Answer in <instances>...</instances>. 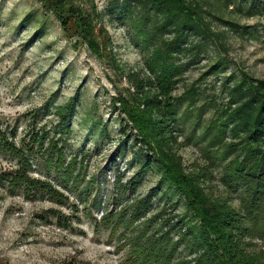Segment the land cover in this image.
<instances>
[{
    "label": "rangeland",
    "instance_id": "374dc122",
    "mask_svg": "<svg viewBox=\"0 0 264 264\" xmlns=\"http://www.w3.org/2000/svg\"><path fill=\"white\" fill-rule=\"evenodd\" d=\"M141 1L92 6L100 16L96 34L108 40L121 73L146 79L155 48L173 36ZM187 1L201 6L212 36L206 43L185 38L171 53L180 67L171 87L179 100L171 149L212 204L244 216L247 186L229 185L228 177L246 154L231 123L218 129L234 81L242 74L264 79V0ZM121 73L66 36L37 0H0V264H154L162 251L174 263L193 264L188 229L196 220L183 196L159 184L154 162L130 184L147 152L113 104L127 95ZM71 98L62 134L54 113ZM22 176L39 184L26 185ZM261 230L264 219L248 253L264 263Z\"/></svg>",
    "mask_w": 264,
    "mask_h": 264
},
{
    "label": "trees",
    "instance_id": "16d2710c",
    "mask_svg": "<svg viewBox=\"0 0 264 264\" xmlns=\"http://www.w3.org/2000/svg\"><path fill=\"white\" fill-rule=\"evenodd\" d=\"M37 2L43 10L56 17L66 36L80 40L98 59H109L115 73L123 72L106 52L108 40H100L96 34L100 16L92 6L93 0ZM87 4L89 8L84 7ZM141 5L144 11H152L160 21L159 26L169 28L173 37L155 48L147 66L153 77L143 79L134 73H121L128 82L127 95L112 99L123 115L122 124L135 131V142L148 153L145 159H139L141 168L130 179V184L135 186L149 164L154 162L161 171L159 184L165 183L183 196L187 211L196 220V225L188 229V236H192L195 247L193 264H264L259 256L257 259L248 253L250 241L256 235L259 222L264 219V79L242 74L234 81L228 93L227 116L218 129L221 132L222 126L225 128L231 123V132L241 138L240 146L246 154L243 162H234L228 177L229 185L243 182L247 186L245 214L239 216L225 205L212 204L203 193L198 178L184 173L171 149V144L175 142L173 133L179 102L171 98V87L180 69L175 65L171 53L176 43L185 38L200 37L202 43H206L212 36L201 6L187 0H142ZM200 46L197 45V48ZM218 65L210 71L215 73ZM191 92L190 89L187 93L191 95ZM74 105L75 99L71 98L55 110L62 134L69 130ZM126 139L128 141L129 136ZM22 177H25L26 185L39 184L26 176ZM41 186L46 188L43 184ZM154 191L151 189L143 204ZM261 232L264 233V230ZM154 264L190 263H174L171 256L162 251L156 253Z\"/></svg>",
    "mask_w": 264,
    "mask_h": 264
}]
</instances>
